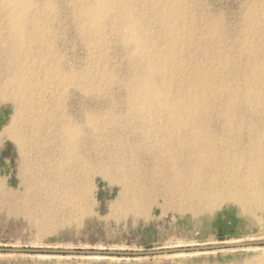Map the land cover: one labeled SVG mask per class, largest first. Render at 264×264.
Wrapping results in <instances>:
<instances>
[{"label":"rangeland","instance_id":"1","mask_svg":"<svg viewBox=\"0 0 264 264\" xmlns=\"http://www.w3.org/2000/svg\"><path fill=\"white\" fill-rule=\"evenodd\" d=\"M162 1L158 7L161 12L167 8ZM262 2L180 0L182 27L189 33L181 41L183 49L178 55L184 69L169 70L167 74L169 96L178 100L188 98L186 93L194 86L203 89L208 84L201 76L212 72L216 83L230 86L239 95L234 102H226L225 98L215 99L219 95L215 90L202 101L210 116L206 131L215 141L216 151L226 149L231 156L232 153L238 156V168H230L238 174V184H234L238 187V203L224 201L213 211L194 215L170 208L182 207L185 200L177 196L174 205L168 204L170 201L161 197V187L155 184L145 188L147 196H138L143 212L126 211L121 187L108 180L110 171L101 169L98 173L94 165L88 178L79 180L84 195L82 209L76 201V206L69 202L62 204L60 197L55 207H47L50 200H45L46 191L37 188L48 181L52 161L60 159L64 125L87 126L88 113L100 118L95 123L100 129L99 139L91 155L93 161L110 156L112 134L118 129L108 128L106 113L114 108L117 124L128 120L131 110L126 86L138 74L139 65L129 54L120 32L110 23V19L120 17L121 9L113 8L110 12L109 8L110 13L105 9L100 25H96L86 11L92 16L98 0H32L28 23L23 28L25 40L15 51L16 64H22V55H26L25 66L31 70L25 81L33 86L32 99L24 108L26 132H29L24 148L31 164L27 168L20 145L4 135L14 120L15 104L0 100V184L3 193L11 197L0 200V248L147 252L264 241V172L259 175L260 162L250 146L251 140L264 132V113L256 101L245 99L256 92L249 86V77L255 81L261 79L257 62L264 55ZM157 3L158 0H137L133 13L140 20L142 34L163 49L164 23L158 21ZM3 12L0 11V48L12 53L16 43L8 37L7 17ZM34 15L42 20L41 24H34ZM212 27L209 37L207 32ZM181 86L187 89L181 90ZM227 111H230L228 116ZM153 121V126H162L160 120ZM146 127L138 121L133 124V128L140 130L137 132H143ZM87 131L88 126L84 129V139L89 136ZM236 132V147L226 148L225 140L233 138ZM155 142L153 139L152 143ZM125 157L131 161L135 155ZM147 161L150 166L155 165ZM135 164L134 160L127 167L134 168ZM183 167L174 171L160 168L158 172L168 176L177 171L184 176ZM146 170L127 169L131 183L142 185ZM70 171L74 173V167ZM30 188L32 196L28 199L26 193ZM227 194L222 191L219 195L227 198ZM263 255L264 246L204 255L145 258L0 254V264H246Z\"/></svg>","mask_w":264,"mask_h":264},{"label":"bare ground","instance_id":"2","mask_svg":"<svg viewBox=\"0 0 264 264\" xmlns=\"http://www.w3.org/2000/svg\"><path fill=\"white\" fill-rule=\"evenodd\" d=\"M136 2L137 0H98V7L94 13L92 12V16L86 8V15L91 20L93 19L96 25H100L99 22L105 15V9L108 10V13L113 8L121 9L120 17L114 20L110 19V23L120 32L122 40L128 45L129 54L139 65L138 74L126 86L127 103L131 114L127 117L128 120L117 124L119 119L116 118L114 108L110 110V113H106L108 114L106 118L109 120L108 128H117L118 131L112 134V154L110 153V156L104 158L101 157L97 161L94 160L95 162L91 154L95 151L99 139L98 130L100 129L95 123L100 118L94 114H86L87 132L89 133V136L85 138L86 140L84 139L86 125L84 127L83 125H64L60 136V143H62L59 147L60 159L52 161L49 166L48 181L40 183L37 188L39 191H46L48 197L46 196L45 200H50L48 206L47 204L44 206L55 207L54 203L57 197H60L62 204L69 202L70 205L76 206L77 204L81 208L84 195L79 180L88 178L93 165L98 173L101 169L110 171L108 180L111 184H119L121 187L126 211L135 212V214L143 212L138 196L141 198L147 196V187L154 184L161 187V197L170 201L168 204L174 205L172 202L177 196L185 200V205L182 207L170 206L174 211L191 212L197 215L213 211L224 201L230 200L238 203V187L237 185L234 186V184H238V174L230 170L234 166L238 168V159H236L238 156L233 153L231 156L226 149L223 152L216 151L215 141L206 131L210 116H207L206 105L202 103L208 94L215 90L219 94L215 99L225 98L226 102L230 100L234 102L239 96L238 91L225 84L216 83L214 81L215 73L212 72L201 76L203 81H208L203 89L194 86V89H190L186 93L189 95L188 98L178 100L175 97L172 99L167 90L168 83H170L167 74L169 70L181 72L184 69L178 55L179 51L183 49L181 41L189 33V30L182 27L183 15L179 8L181 6L180 0H163L162 3L167 4L166 10L163 12L158 9L161 4L158 0L157 10L159 14L157 15L160 19L158 21L164 23L162 40L165 48L163 49H159L148 35L142 34L139 25L140 20L133 13ZM261 5L264 6L263 2ZM32 6V0H0V11H5L3 13L7 17L8 37L16 43V48L14 47L12 53L5 47L0 48V100H10L15 104L14 120L4 135L20 145L27 168L31 162L27 160L26 149L24 148L26 145L25 137L29 133L26 132L28 125L26 126L27 122L24 120V118L27 119L24 108L31 103L33 86L25 81V76L31 73L30 68L25 66L28 57L22 55L23 63L16 64V59H18L16 52L19 43L25 40L23 28L28 23ZM105 6L106 8H104ZM33 19L34 24L39 22L41 24L42 20H39L35 15ZM212 32L213 27L207 32L209 37H211ZM0 40L2 41V39ZM5 62L6 64H4ZM257 64V71L260 73L261 79L255 81L254 78L249 77L248 83L253 91L264 93V55L259 56ZM180 89L185 90L187 88L181 86ZM256 92L245 99L256 101L264 113V94L258 95ZM229 113L230 111H227L226 116ZM221 117L225 116L221 115ZM154 118L163 122L161 123L162 126H153ZM135 121L147 125L146 129L143 132H137L140 130L133 128ZM130 130L135 132H128ZM232 136L233 138L225 140L226 148L236 147L238 132L233 133ZM153 139L157 143H152ZM250 146L253 156L260 162L259 175H261L264 172V132L258 138H253ZM133 155L135 157L131 161L126 160L125 156ZM134 160L136 161L135 169H148V172L146 170L144 173L142 185L131 183L127 171V169H134L127 167L129 162ZM147 160L155 165L150 166L151 164ZM180 166H184L182 168L184 176L177 171L174 175L168 176L164 172H158L160 168L174 171ZM72 167H74V173L70 171ZM151 169L152 171H150ZM262 178L264 179V177ZM170 181L171 183L167 185ZM206 186H209L207 190L204 189ZM222 191L228 193L227 198H221L219 194ZM31 192L32 189L30 188V191L28 190L26 193L28 199L32 196ZM257 196L261 199L260 193L257 192ZM7 199H11V197L8 193H3L0 184V200L5 201ZM41 209L43 211L44 208ZM246 264H264V255Z\"/></svg>","mask_w":264,"mask_h":264},{"label":"water","instance_id":"3","mask_svg":"<svg viewBox=\"0 0 264 264\" xmlns=\"http://www.w3.org/2000/svg\"><path fill=\"white\" fill-rule=\"evenodd\" d=\"M264 241L259 242H237L219 245L196 246V247H177L173 249H160L147 252H119L102 250H37L19 248H0V254H46L54 256H83V257H118V258H145L160 256H179V255H204L224 250L253 249L263 247Z\"/></svg>","mask_w":264,"mask_h":264}]
</instances>
